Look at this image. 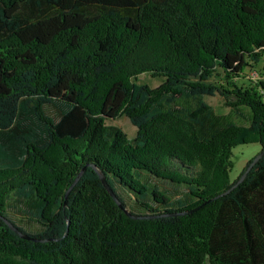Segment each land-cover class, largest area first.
I'll list each match as a JSON object with an SVG mask.
<instances>
[{"label": "trees", "instance_id": "1", "mask_svg": "<svg viewBox=\"0 0 264 264\" xmlns=\"http://www.w3.org/2000/svg\"><path fill=\"white\" fill-rule=\"evenodd\" d=\"M261 60L264 0H0V264H264V153L230 178L235 146L264 149ZM216 93L249 124L215 126Z\"/></svg>", "mask_w": 264, "mask_h": 264}, {"label": "rangeland", "instance_id": "2", "mask_svg": "<svg viewBox=\"0 0 264 264\" xmlns=\"http://www.w3.org/2000/svg\"><path fill=\"white\" fill-rule=\"evenodd\" d=\"M251 66V65H250ZM250 66H247V68L244 69L243 76H245V81L250 79L252 82L255 81H260L264 82V69L260 70L264 66V61L261 60L259 61L255 67L252 68ZM254 70H258V74H254ZM221 74L220 72L216 71V74L213 76V81L217 82L220 81ZM241 80V79H240ZM134 81L137 83H142L149 85L150 87H155L156 85L158 86L162 81V77L154 76L150 73H140L136 78H134ZM241 83L238 80V84ZM244 85V84H242ZM245 86V85H244ZM199 99V98H198ZM198 99L197 98H190L188 96H184L180 99H178L173 106L179 109H188L192 110L196 107L198 104ZM203 102H205L207 105H209L212 108V113H211V118L210 120L214 122L215 126H222L228 122H234L237 124H249V115H250V110L247 107H241L237 110H234L231 106L227 105L224 97L219 95V93H216L215 95H202L200 97ZM54 113V112H51ZM106 123L110 125H117L121 129L125 131L127 136L129 138H133L136 135L137 128L135 125H133L129 118L125 114H121L115 119H106ZM260 151V145L258 143H244L235 146L232 149V157H233V162L234 166L230 170V178L233 180L236 178L243 170L245 167V164L247 161H249L252 157H254L258 152ZM160 187L166 188L169 190L170 194L175 195V193L180 192L181 190L176 189L169 183H163L159 182L158 183ZM176 191V192H174ZM123 197L128 201V203H133L132 199L127 195L124 194L121 191ZM24 206V204H23ZM19 206V210L10 209V215L14 219L15 222L18 224L24 226L26 229H28L31 232H36L42 227L35 221V218H33V215L30 214L31 210L26 207V206ZM25 210V213L23 212ZM29 210V211H28ZM32 213V212H31ZM204 264H210L209 262H205Z\"/></svg>", "mask_w": 264, "mask_h": 264}, {"label": "water", "instance_id": "3", "mask_svg": "<svg viewBox=\"0 0 264 264\" xmlns=\"http://www.w3.org/2000/svg\"><path fill=\"white\" fill-rule=\"evenodd\" d=\"M264 153V149L260 150L253 158V160L249 163V165L247 166V168L243 171V173L241 174V176H239L238 180H237V183L240 182L244 176H246L247 172L250 170V168L252 167V165L259 160V158L263 155ZM82 171H84V168L82 169ZM80 171V172H82ZM99 173V177L102 181V183L107 187V191L111 194V196L116 200V202H118V205L122 207V202L120 200V198L116 195V193L114 192V190L112 189V187L108 184V181L106 179V177L104 176L103 173L101 172H98ZM80 176V173L78 174V176L76 177V180H78ZM236 184H234L235 186ZM232 186V187H234ZM125 212L130 215V216H133V217H144V216H139L138 214H132L130 212H128L126 209H124ZM5 221L9 224V226L15 231L17 232L21 237L23 238H28V239H32V240H37V238L35 237H31L29 236V234H26V233H23L22 230H20L16 225H14L10 220L8 219H5Z\"/></svg>", "mask_w": 264, "mask_h": 264}, {"label": "built area", "instance_id": "4", "mask_svg": "<svg viewBox=\"0 0 264 264\" xmlns=\"http://www.w3.org/2000/svg\"><path fill=\"white\" fill-rule=\"evenodd\" d=\"M253 72H254V74H258L259 71L258 70H254Z\"/></svg>", "mask_w": 264, "mask_h": 264}]
</instances>
